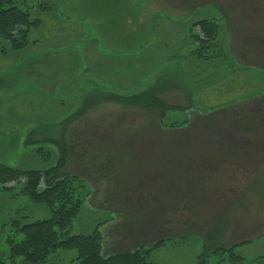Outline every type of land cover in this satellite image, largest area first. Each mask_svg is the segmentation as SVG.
Returning <instances> with one entry per match:
<instances>
[{"label": "rangeland", "instance_id": "1", "mask_svg": "<svg viewBox=\"0 0 264 264\" xmlns=\"http://www.w3.org/2000/svg\"><path fill=\"white\" fill-rule=\"evenodd\" d=\"M70 2L64 12L51 2L54 14L63 16L60 21L73 33L65 42L50 43V37L44 38L47 28L34 27L26 48L0 52V162L44 168L57 158L56 140L66 143L70 155L65 172L83 177L95 195L87 199L70 232L91 233L98 227L105 256L165 240L153 250V261L217 263L216 248L208 246L224 235L231 219L219 220L210 230L214 221L198 214L210 201L219 213H235L239 232L264 233V0H135L139 10L128 23L132 12L125 4L123 10L115 5L125 0ZM24 3L36 18L38 6L50 0H19L18 5L24 8ZM213 15L221 21L218 61L202 62L200 71L195 57L187 64L180 56L168 58L182 54L193 22ZM130 25H138L133 36ZM96 35L103 37L100 55H94L103 59L105 80L108 85L116 81V91H142L159 68L178 73L177 82L160 94L163 102L177 107L168 111L164 123L189 124L166 127L156 110L110 101L64 127L84 97L95 93L96 85L103 87V77L96 74L99 59L88 60L92 54L86 50ZM36 37L41 38L39 46L33 43ZM0 44L9 46L7 41ZM195 72H200L196 78ZM126 73L130 76L123 80ZM48 137L50 142H44ZM234 139L240 141L237 147ZM37 147L41 153L52 150L50 158H42ZM226 174L236 179L226 180ZM15 193L0 192L2 251L18 214H27L30 221L50 216L46 206ZM262 237L243 250L246 264H264ZM75 257V250L61 249L51 262L73 264Z\"/></svg>", "mask_w": 264, "mask_h": 264}, {"label": "trees", "instance_id": "2", "mask_svg": "<svg viewBox=\"0 0 264 264\" xmlns=\"http://www.w3.org/2000/svg\"><path fill=\"white\" fill-rule=\"evenodd\" d=\"M18 3L19 0H0V41L9 43L6 47L0 44L2 54H6L9 49L19 51L26 48L30 44V30L40 22V19L32 17L31 6L24 3L26 7L21 8ZM220 23L218 15L193 22L188 33L186 31L185 49L182 54H171L168 58L180 56L182 60H186L187 64L191 57H195L198 62L197 70L202 62L213 65L214 61H218L216 59L221 56L217 50L221 43ZM196 28H199L198 33L194 32ZM216 64L222 65V63ZM199 73L195 72L193 76L196 78ZM176 74L178 73L171 74L167 67L159 68V72L152 74V83L142 91L135 93H121L112 88H107V90L96 85L95 93L85 96L80 107L64 120V127H67L72 120L82 117L93 106L110 101L156 110L162 125L166 127L177 128L189 124V120L184 123H164L168 111L177 107L163 102L160 94L169 83L177 82L176 79L180 77ZM173 76L174 79L170 82ZM178 83L182 82L179 80ZM182 84L185 87L184 83ZM218 108H213V110ZM50 140L48 137L44 142H50ZM56 141L60 144L57 147V158L44 168L19 169L0 162V192L16 190L15 194L20 193L29 202L42 204L50 211V216L45 219L30 221L27 220V214L21 216L18 214L19 217L12 219L13 234L7 238V249L0 250V264H52V257L61 249L76 251V257L72 260L73 264H160L152 260L151 254L155 248L163 245L165 240L158 241L150 247L127 248L117 254L105 256L103 236L98 227L91 233L70 232L74 219L87 199L92 198L94 192L91 191L90 184L83 177L65 172L70 155L69 149L66 143ZM37 152L39 155L43 153L38 147ZM51 154L52 150H48L41 157L48 160ZM10 182L15 183L7 185ZM23 218L27 221L22 220ZM18 235L22 236L21 239H17ZM214 253L220 258L215 264L235 262L246 264L244 258L235 251L234 247H217ZM229 261L232 262L229 263Z\"/></svg>", "mask_w": 264, "mask_h": 264}, {"label": "crops", "instance_id": "3", "mask_svg": "<svg viewBox=\"0 0 264 264\" xmlns=\"http://www.w3.org/2000/svg\"><path fill=\"white\" fill-rule=\"evenodd\" d=\"M52 1H55V3L58 4V5H56V9L59 8L58 11L62 10V12H64L66 9H68L70 7V4H71L70 0H50V3H42V4H40L38 6V8H39V10H41V12H40L39 17H36V18L40 19V22L35 26V30L40 29L41 27L44 26L48 30V33L44 35V38L46 39V38L50 37L48 42L56 43V41H58V40H60L61 42L62 41L65 42L68 34H73V33L69 32L70 28L65 23V21H62V22L60 21V20H62L60 18H62L63 16L61 17L59 15V13L58 14L56 13L57 16L54 14L55 7H54L53 3H51ZM44 4H46V5H44ZM124 4L127 6V9H128L127 11L132 12L131 15H130V13L127 14V18H126L127 21L126 22L128 23V22L131 21V20H128V18H133V12L139 10V8H135V4H136L135 0H125V2H117V3H115L117 9H119V10H123V5ZM80 10L82 11V8ZM135 14H136V18L135 19H137V13H135ZM65 18H67V17H65ZM88 25H89V27H92L91 25H93V24L90 21H88ZM130 27H131V25H130ZM137 27H138V25H136L135 28L131 27L129 29V31H130L132 36L134 34V30H136ZM117 34L118 33H116L115 35H117ZM102 37H103V35H101V36H97V35L93 36V38H91L90 41L88 42L86 50L90 54L93 55V56L92 55L89 56L88 60L91 61L92 58L99 59V61H96L97 67H99L96 74H98L99 76L103 77V78H99L102 81V83H100L99 85L108 88V87L114 86V84L117 83L115 81L116 79L114 80L115 81L114 84H111V85L107 84V82L105 80V77H107L106 76L107 75V71L104 68L101 67V63H103L101 60H103V59L102 58H98L97 56L94 55L95 53L96 54L99 53V52H97V50L99 49V46L101 44L100 39ZM39 40H41L40 37H36V39H33V43L35 44V46H39L40 45V41ZM101 41H102V39H101ZM40 51L43 53V51L47 52L48 50L47 49H45V50L41 49ZM98 55H100V53ZM88 67H91V65H89ZM1 74H3V70L2 69H0V75ZM127 76H130V74H127V73L124 74L123 80ZM122 85H123V83H122ZM121 88L124 89V90L126 89L125 87H121ZM112 89H114V87H112ZM114 90H117V89H114ZM234 140H237V139H234ZM233 143H234L235 147H237L236 144L240 143V141L237 140L236 142H233ZM232 152L236 153V150L232 149ZM225 178H226V180H228V179H232L233 180V179H236V176L233 177V176H231L229 174L227 176V174H226ZM222 179H223V176H222ZM206 203H207V205L206 206L204 205L205 208L201 209L200 213H198V214H201L200 215L201 219L204 218V219H209V220H213L214 221L212 224H210V228H209L210 230L211 229H215L218 226V224L220 223L219 220L231 219V221L228 220V222L226 223L225 227L223 228V231H224L223 234L224 235L222 237L218 238V239L214 238V243H212V245L208 246V247L215 249L217 247H222V246H220L221 243L222 244L226 243L223 247H234L235 251L241 257L246 258L245 256H243V254H244L243 250L248 248V247H253L252 245L254 244V242L256 240H260V238L262 236H264V233H259L258 235H253L252 236L251 233H249L250 231L248 232V230H245V229L241 230L239 232V229H236L234 227L235 226V222H234V220H235L234 214L235 213L229 214V213H227L228 211L224 212L225 214L224 213H219L216 210V208H214V206L212 204L214 202L210 201V202H206ZM209 206L211 208L210 211L208 210ZM228 215H230V216H228ZM231 225H232V228L230 229ZM262 238H264V237H262ZM134 247L138 248L139 246H134Z\"/></svg>", "mask_w": 264, "mask_h": 264}]
</instances>
